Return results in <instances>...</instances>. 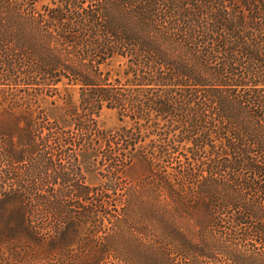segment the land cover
<instances>
[{
  "label": "trees",
  "instance_id": "obj_1",
  "mask_svg": "<svg viewBox=\"0 0 264 264\" xmlns=\"http://www.w3.org/2000/svg\"><path fill=\"white\" fill-rule=\"evenodd\" d=\"M96 158L104 239L142 162L181 205L226 176L264 240V0H0V264H84Z\"/></svg>",
  "mask_w": 264,
  "mask_h": 264
},
{
  "label": "rangeland",
  "instance_id": "obj_2",
  "mask_svg": "<svg viewBox=\"0 0 264 264\" xmlns=\"http://www.w3.org/2000/svg\"><path fill=\"white\" fill-rule=\"evenodd\" d=\"M119 63L114 61L111 65L114 73ZM73 98L78 99L76 89ZM97 120L105 128L118 125L115 112L107 109L102 110ZM93 164L94 173L84 175L85 183L96 192L86 214L91 236L78 250L79 260L84 264H264V240L250 232L254 222L240 225L233 219L236 211L231 209L230 201L236 193L226 176L206 181L199 190L207 206L192 200L181 205L177 196L168 195L164 178L150 174L142 162L127 172L125 180L117 181L118 185L126 182L127 188L121 192L119 212L104 239L101 226L98 228L105 200L100 190L101 182L109 177L110 167L100 158ZM191 183L186 177L189 197L196 193ZM38 209L36 224L41 227L52 224L51 215ZM102 256L104 263L99 261Z\"/></svg>",
  "mask_w": 264,
  "mask_h": 264
}]
</instances>
